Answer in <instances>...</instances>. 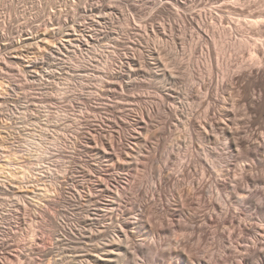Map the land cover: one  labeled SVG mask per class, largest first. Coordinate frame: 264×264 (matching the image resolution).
Returning a JSON list of instances; mask_svg holds the SVG:
<instances>
[{
	"label": "bare ground",
	"instance_id": "1",
	"mask_svg": "<svg viewBox=\"0 0 264 264\" xmlns=\"http://www.w3.org/2000/svg\"><path fill=\"white\" fill-rule=\"evenodd\" d=\"M214 9L212 11L203 9L194 16L185 15L186 23L181 25L178 19L170 26V30L148 24L138 25L132 20L128 23L130 36L138 35L143 40L144 36L148 39L153 35L169 36V31L170 39L176 47L184 44L189 48L191 57L188 68L190 65L197 66L203 62L201 67L207 74L196 69L190 72V79L197 83L191 84L186 89V100H190L191 103L178 102L177 95L172 99V95L165 94V99H172V102L163 100L157 107L147 106L146 104L151 101L150 97L132 93L130 88L133 86L132 81L136 76L145 73L143 67L159 65L162 67L163 76L176 83L181 63L177 61L178 58H174L173 64H165L161 57L165 52L164 47L157 41L154 43L145 41L147 43L145 50L138 47V42L135 44L134 41H128L122 43L125 53L121 55L120 68L108 71L109 79H106L102 93V96L109 99H120L118 105L111 104L112 106L109 105L107 108L114 114L110 115L111 113L105 110L110 116L102 117L101 120L97 118L100 122L95 120L91 122L88 119L90 115L83 117L79 115L85 125L78 137L76 136L77 148L82 155L75 156V163L71 166L69 176L71 179L78 173L85 179L82 180L84 182L77 184L81 192L86 194L85 202L81 200L83 199L81 193L75 196L77 199L75 198L73 203L78 202L87 209L86 214L80 217L83 226L73 230L78 235V239L93 243L91 251L80 254V258H83L80 264H145L140 261L139 256L151 259L149 250L152 248L157 249L154 258L164 264H255V260L256 263L259 260L264 264V234L261 235L264 233V227L261 228L257 223L258 221L264 224V167L261 168L263 171L260 169V173L253 172L254 162L264 153V48L260 47L262 42L258 43L264 34V10L257 8L259 11H245L244 9L243 13L248 12L242 17L243 20L245 19L244 22L240 19L241 14L238 10L237 16L241 23L236 25L234 21L235 29L243 33L245 31L243 29L250 26L257 31V33L253 31L255 33L253 36L248 35L240 39L236 35L239 31H235L232 24L231 26L216 24V19L225 15H220L222 13L219 14L220 11ZM234 13L236 14V11ZM234 18L236 19L235 16ZM189 24L195 28L193 34L199 38L198 42L189 41ZM242 33H240L241 37L246 32ZM74 42L79 47L83 45L81 39H69L64 44ZM222 42V47L219 48ZM200 44L203 45L202 62V58L196 56L201 50ZM213 47H218L220 53L222 49L229 56V59L225 57L226 61L222 56L221 59L223 58L225 62L222 63V60V64H219L223 66L226 79L222 80L216 75L221 69L216 63V65L212 63V54L216 52L212 53ZM243 50L251 57L249 56L248 59L239 57L237 51ZM150 57L153 59V64L149 62ZM213 59L215 62L217 54ZM35 66L36 71L31 70L30 67L21 68L27 79L32 80L40 73L39 64ZM169 66L171 68H168ZM17 72L19 71L7 61H0L2 81L12 82V86L16 87L13 75ZM241 82L243 84L240 86ZM119 89L123 90L120 94ZM116 94L119 96L117 97ZM197 103L199 110L192 107ZM159 106L164 108L168 115L163 124L162 121L159 122L158 127L156 112L160 109ZM104 109L106 108L96 105L91 107V112L99 115ZM3 113L0 107V114ZM183 119H187L191 138L190 144L186 145L185 153H182L184 145L182 147L179 134L176 133L168 146L171 167L165 164L159 166L157 163L154 166L155 150L152 156L148 155L151 154L149 153L151 144L156 143V151L163 152L168 145L167 135L170 133L168 127L177 128L182 124ZM242 161H251V163L239 167ZM1 169L6 172L11 171ZM140 170L145 171V176L137 181L135 179L136 184L130 187L133 190V199L124 205L123 203L126 202L124 197L129 192V186L116 184L113 173L114 171L135 173ZM199 171L202 173L199 174ZM238 175L240 178L237 179ZM58 182H60L59 193L63 196L61 201L67 200L66 190L70 187H67L66 181ZM215 187L222 195L227 194L225 200L217 202L214 199ZM254 187L263 188L261 198H257ZM77 192L79 193L78 190ZM48 200L46 204L52 205L54 201ZM22 204L19 211L23 210L24 204ZM247 204L260 215L256 217V222L251 215H247L245 209ZM204 207L207 210L204 211ZM132 210L136 213L134 218L132 216L135 214L131 216ZM50 211L45 208L42 216L49 219L57 228L53 236L64 240L63 234L68 231L62 226L63 224L56 221L55 215L53 216ZM202 212L203 214H200ZM184 218L192 224L186 225ZM110 222L113 224L110 225ZM211 224L213 229L209 231L207 225ZM250 235L252 236L249 237ZM36 237L35 234L34 238L37 239ZM211 237L215 240L209 244L210 246L207 245L209 248L206 250L204 245ZM233 247L241 250L240 260L233 255L235 251ZM33 251H35L34 247L31 249V252ZM22 258L24 259L23 262L21 261L22 264H27V258L24 256Z\"/></svg>",
	"mask_w": 264,
	"mask_h": 264
},
{
	"label": "rangeland",
	"instance_id": "2",
	"mask_svg": "<svg viewBox=\"0 0 264 264\" xmlns=\"http://www.w3.org/2000/svg\"><path fill=\"white\" fill-rule=\"evenodd\" d=\"M263 6L264 0H0V61H7L19 71L13 75V82L17 84L16 87L12 86V82L8 83L0 79V107L4 112L0 114V264H22L23 256L27 258V264H80L83 261L80 254L93 249V243L78 239V235L73 230V228L83 226L80 217L86 214L87 208L78 202L73 203L75 198L77 199L75 196L82 193L77 184L84 182L85 179L78 173L74 174V179H70L69 175L71 174L69 173L72 169L71 166L75 163L74 159L82 155L76 144L78 143L79 132L85 127L80 116L90 115L88 119L91 122L94 120L100 122L102 117L114 114L107 109L109 105H118L120 102V99H109L104 95L102 96V93L105 88L104 83L106 79H109L108 71L120 68L121 55L125 53L123 45L126 42L134 41L135 44L138 42V47L145 50L147 43L157 41L159 45L164 47L165 52L161 57L165 64L171 65L177 58V61L181 63L179 65L180 72L178 70L179 73L177 74L179 82L175 83L163 76L162 67L153 64V59L150 57L149 62L154 67L152 65L143 67V71L146 70L145 73L136 76V79L132 81L133 86L130 87L132 93L150 97L151 101L146 104L147 106L157 107L163 100L170 103L176 95L178 102L191 103L190 100H186V89L191 84L197 83L190 79V72L194 69L196 71L202 70V73L206 71L201 67L203 66V45L200 44L199 49L201 48V50L196 54L197 58H202V64L190 65L188 68V61L191 57L189 48L185 47L184 44L176 47L170 39L169 31V36L156 37L153 35L149 39L144 36L145 39L143 40L138 35L130 36L131 34L128 33L129 21L132 20L138 25L147 26L148 24V26H160L170 30V26L178 19L181 25L182 23L185 24V15L194 16L203 9L212 11L215 8L214 10L217 12L220 11L219 14L222 13L220 15H225L221 17L222 19L220 18L221 20L217 18L216 24L223 23L225 26L232 24L235 29V22L238 25L241 23L240 19L243 20V15L248 14V12L243 13L244 9L245 11H259L257 8L264 10ZM233 10L236 11V14ZM238 10L241 14L239 15L241 16L240 19L237 16ZM152 21L153 23H150ZM188 26L190 28L189 41L198 42L199 38L193 34L195 28H192L191 24ZM249 28L250 26H246L243 29L245 30L243 33L246 32L244 34L239 29H235V31H239V33L236 32L237 37L243 39L248 35L253 36V31L256 30ZM240 33L243 34L242 37ZM263 36L262 39H264ZM69 39H81L83 45L79 47L75 42L64 44ZM262 39L258 43L262 42V44L260 43L262 46H259L263 49L264 40ZM222 44L223 42L218 47L221 48ZM218 47L212 49V53L216 51L217 54L215 62L213 58H216V54L214 53L215 56L212 54V63H216L217 65H215L222 70L217 69L216 75L223 80L227 77L223 66H219V64L224 63L227 58L229 59V56L222 49L220 53ZM244 51H237L238 56L248 59L250 54H246L247 52ZM146 52L148 51L146 50ZM222 56L225 61L223 58L221 59ZM35 63L39 64L40 73L36 78H33L34 80L27 79L22 69L30 67L31 70L36 71ZM239 84L241 86L243 83ZM122 91L119 89V94ZM165 94L172 95V99H165ZM116 96L119 95L116 94ZM115 100H117L116 103ZM110 101L114 102L111 103ZM95 104L106 109L99 115H95L91 112V107H96ZM192 107L199 110L198 103ZM156 113V124L159 127V122L162 121L163 124L168 114L164 108L158 109ZM157 125L156 128H158ZM168 129L170 133L167 135V148L160 153L155 149L156 143H152L149 149V153H151L148 154L149 156H152L155 150L154 166L157 163L159 166L165 164L171 167L168 159L170 150L168 146L176 133L179 134L182 147L184 145L183 154L186 151V145L191 142L187 119H183L182 124L177 128L168 127ZM263 159L264 153L263 155L260 154L258 160L254 162L253 172L260 173L261 168L264 167ZM242 162L243 164H241ZM242 162L239 163V167L251 163V161ZM1 168L11 171L6 172ZM143 171H137L138 175L137 172L114 171L115 183L129 186V192L124 197V201H126L123 203L124 205L132 201L134 194L131 188L134 187L138 179L145 176V171L142 173ZM201 173L202 171H199V174ZM66 174L68 176H65ZM236 178L238 179L240 176L238 175ZM58 181H66L68 185L66 186L70 187L66 190L67 200L61 201L63 196L59 193L58 185L60 182ZM232 183L234 184V182ZM254 189L258 195L257 198H261L263 188L254 187ZM81 196L86 199L85 193H82ZM226 198V193L222 195L216 187L214 188V199L217 202ZM48 199L53 200L54 205L48 206L46 204ZM83 199L81 200L85 202ZM21 204L23 210L19 211ZM42 208L43 210L45 208L51 210L50 213L55 215L56 221L66 228L68 232L63 234L64 240L53 236L54 230L57 228L49 219L42 216ZM245 209L247 215H251V218L256 222L260 216L257 211L249 204ZM205 210H207L206 207H204ZM132 212L131 216L135 214L132 217H136L135 210ZM184 223L186 225L192 224L185 218ZM257 223L261 228L264 227L263 223L258 221ZM112 224L113 222H110V225ZM207 227L209 231L213 229L212 224L207 225ZM35 234L37 239L34 238ZM214 240L215 238L211 237L204 245L206 250L209 248L207 245L212 244ZM33 247L35 251L31 252ZM156 250L154 248L149 250L153 260L139 256L140 261L145 264H164L155 259ZM233 251L236 259L240 260L241 250L233 247ZM254 263L261 264L259 260L257 263L255 260Z\"/></svg>",
	"mask_w": 264,
	"mask_h": 264
}]
</instances>
